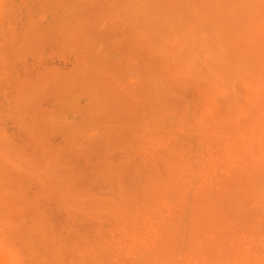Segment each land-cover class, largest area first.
Returning a JSON list of instances; mask_svg holds the SVG:
<instances>
[{"label": "bare ground", "instance_id": "6f19581e", "mask_svg": "<svg viewBox=\"0 0 264 264\" xmlns=\"http://www.w3.org/2000/svg\"><path fill=\"white\" fill-rule=\"evenodd\" d=\"M92 2L0 0V126L36 157L0 127V264H264V0H116L134 81L86 131L48 109L24 124L12 58L86 40ZM57 73L38 72L52 100Z\"/></svg>", "mask_w": 264, "mask_h": 264}, {"label": "rangeland", "instance_id": "374dc122", "mask_svg": "<svg viewBox=\"0 0 264 264\" xmlns=\"http://www.w3.org/2000/svg\"><path fill=\"white\" fill-rule=\"evenodd\" d=\"M115 4L116 0H93L92 10L83 23L86 24L83 25L84 28L90 29L86 40L70 45L63 43L53 49L44 44H31L21 48L16 57L12 58V113L20 114L24 124H30L32 111L42 114L44 109H48V119L56 122L55 125L59 126V129L66 131V127L73 124L80 128V131H86L89 125L94 123V113L98 111L94 109L93 100L99 101L105 92H120L123 82L125 84L129 79L131 82L134 81L132 76L121 75L119 72V65L123 58L124 29L129 22L121 14V9L114 8ZM84 28L81 30H87ZM43 68L56 69L64 85L67 86V90L61 91L54 100H52L53 95H44L48 91V84L42 85L44 81L38 77V72ZM17 77L29 84L26 99L17 95L15 85ZM89 77L97 83L102 81L99 85L97 84L98 88L93 86L92 90L88 89L91 85ZM2 87L0 98L4 100L8 94L2 95V91L8 92L11 89L8 84ZM68 94L71 96H67ZM1 118L3 126L0 127H4L5 132L8 130L12 132L5 135H12V141L24 148L23 150L19 146L23 153L28 155L27 157L36 158L34 147L30 146L27 135L20 134L23 132L17 130L18 127L14 124L15 119L11 124L6 118ZM52 139L54 144L62 148L66 147L57 132L52 134Z\"/></svg>", "mask_w": 264, "mask_h": 264}]
</instances>
